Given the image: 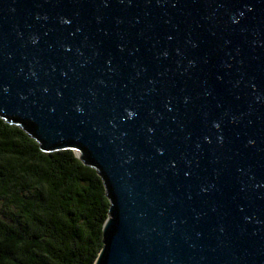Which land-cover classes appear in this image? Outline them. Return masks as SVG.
<instances>
[{
	"label": "water",
	"instance_id": "1",
	"mask_svg": "<svg viewBox=\"0 0 264 264\" xmlns=\"http://www.w3.org/2000/svg\"><path fill=\"white\" fill-rule=\"evenodd\" d=\"M0 116L96 169L93 264H264V0H0Z\"/></svg>",
	"mask_w": 264,
	"mask_h": 264
},
{
	"label": "trees",
	"instance_id": "2",
	"mask_svg": "<svg viewBox=\"0 0 264 264\" xmlns=\"http://www.w3.org/2000/svg\"><path fill=\"white\" fill-rule=\"evenodd\" d=\"M2 119L0 264H93L109 205L96 169Z\"/></svg>",
	"mask_w": 264,
	"mask_h": 264
}]
</instances>
